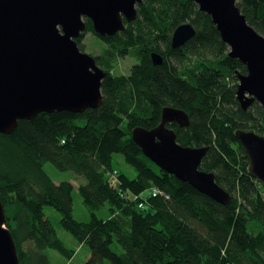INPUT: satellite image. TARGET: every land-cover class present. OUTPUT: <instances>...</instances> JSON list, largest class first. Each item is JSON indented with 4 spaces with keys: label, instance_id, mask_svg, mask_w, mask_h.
<instances>
[{
    "label": "trees",
    "instance_id": "1",
    "mask_svg": "<svg viewBox=\"0 0 264 264\" xmlns=\"http://www.w3.org/2000/svg\"><path fill=\"white\" fill-rule=\"evenodd\" d=\"M238 5L264 35V0H238ZM186 22L196 35L172 47L173 32ZM88 32L108 47L106 60L96 56L107 71L101 104L82 113L41 112L21 119L11 134L0 132V196L20 264H54L48 250L64 241L44 211L47 205L88 248L85 264H264V183L252 175L235 135L238 128L264 134V109L257 101L247 109L240 105L238 76L247 68L229 56L211 16L194 0H144L136 19L114 35L101 37L87 19L76 39L82 50ZM154 52L162 63L154 64ZM123 56L135 59L131 73L111 74L113 61ZM164 106L190 117L188 126L176 127L180 144L209 146L200 169L215 173L231 193L226 204L161 169L132 139L135 128L160 123ZM115 153L124 156L135 177L113 166ZM47 164L70 177L56 182ZM115 169L119 187L109 181ZM71 177L84 181L75 187ZM152 186L170 198L152 196ZM76 188L90 210L87 221L73 215ZM106 203L109 215L100 217Z\"/></svg>",
    "mask_w": 264,
    "mask_h": 264
},
{
    "label": "water",
    "instance_id": "2",
    "mask_svg": "<svg viewBox=\"0 0 264 264\" xmlns=\"http://www.w3.org/2000/svg\"><path fill=\"white\" fill-rule=\"evenodd\" d=\"M143 1L0 0V132L11 134L21 119H32L41 112H83L98 107L107 72L76 39L85 32L87 19L101 37L125 30ZM194 2L211 16L230 49L229 56L247 68L246 74L238 76L240 105L247 109L257 101L264 109V35L250 25L238 0ZM195 35L192 23L181 24L173 32L172 47L187 44ZM152 60L159 64L163 57L154 52ZM173 122L186 127L190 117L183 109L164 106L161 122L151 129L135 128L132 139L161 169L222 204L229 202L231 193L217 183L215 173L200 169L209 146L180 144L177 132L168 127ZM235 135L249 158L251 173L264 182V134L238 128ZM6 220L0 196V264H20Z\"/></svg>",
    "mask_w": 264,
    "mask_h": 264
},
{
    "label": "rangeland",
    "instance_id": "3",
    "mask_svg": "<svg viewBox=\"0 0 264 264\" xmlns=\"http://www.w3.org/2000/svg\"><path fill=\"white\" fill-rule=\"evenodd\" d=\"M82 44L84 46L83 49H84L85 52H88L89 54H91L93 56H98L99 55V56H101L100 60H106L105 51L107 50L108 47L105 46L102 42H100L97 39V37L95 35H93L91 32L85 33V35L83 37ZM107 56H108V54H107ZM134 62H135V59L132 56L120 57V59L117 60L116 62L113 61L114 65L111 66V70H110L111 74L128 76L131 73V67L133 66ZM238 81H239V79H238ZM63 111H67V110H63ZM68 112H72V111H68ZM72 113H82V112H72ZM147 158H149V157H147ZM151 161L153 163H155L153 160H151ZM113 166L116 169H119V170L127 173L130 177H135V175H136V171L134 170V168L131 165H129L128 163H126V161L124 159V156L121 153H115L113 155ZM46 169L54 177L56 182L68 179L70 177V173L61 172V171L57 170L55 167H53L51 164H47ZM71 178H72V183L74 184L75 187L78 186L79 182L84 181V179L82 177H76V178L75 177H71ZM152 187H156V186H152ZM152 187L150 189L151 190V194H152V196H155L154 190H152ZM145 194H149V190L146 191ZM73 196H74V205H73V207H74V210H73L74 217L76 219L80 220V221L89 220L90 217H91L90 210L84 204L83 198L78 193L77 188L74 190ZM139 206L143 207L142 204H139ZM44 211H45L47 217L50 218L51 222L56 227V229L58 231V235L64 241L63 242L61 240L63 242V244L61 246L48 250V254L50 255L53 263L54 264H85L87 259L90 256L89 250H88L87 247L79 245L76 242L75 238L67 230H65L60 225L59 222H60V219H61V213L57 209H55L54 207L48 206V205L45 206ZM98 215L100 217H107L109 215V204L106 203L102 207V209L98 212ZM256 224H259V227L263 226V224H260L258 222H256ZM256 224H255L254 227H256ZM250 227H251V225H250ZM259 227H258V229H259ZM263 228H264V226H263ZM73 248L76 249V252L74 253V255H72ZM70 249L72 250V253H71ZM114 249L116 251H118V252L123 251L121 249V247H119L117 245H114Z\"/></svg>",
    "mask_w": 264,
    "mask_h": 264
},
{
    "label": "built area",
    "instance_id": "4",
    "mask_svg": "<svg viewBox=\"0 0 264 264\" xmlns=\"http://www.w3.org/2000/svg\"><path fill=\"white\" fill-rule=\"evenodd\" d=\"M109 181H110V184L113 185V186H116V187L117 186L118 187L120 186V180L118 178V172H117L116 169L113 170L112 172H110V174H109ZM152 190H154L155 196H163L166 199H169L170 198V196L167 194V192H165L164 190H161L158 187H152Z\"/></svg>",
    "mask_w": 264,
    "mask_h": 264
},
{
    "label": "flooded vegetation",
    "instance_id": "5",
    "mask_svg": "<svg viewBox=\"0 0 264 264\" xmlns=\"http://www.w3.org/2000/svg\"><path fill=\"white\" fill-rule=\"evenodd\" d=\"M126 25H127V23H126ZM246 73H247V72H246ZM246 73H245V74H246ZM237 87H238V82H237ZM255 102H256V101H255ZM255 102H254V103H255ZM254 103H253V104H254ZM253 104H252V105H253ZM161 115H162V114H161ZM177 126H178V127H181V126H179V124L176 123V122H173V123L168 124V127L173 128L175 131L177 130V128H176ZM181 128H182V127H181ZM245 153H246V152H245ZM248 159H249V158H248ZM216 181H217V180H216ZM217 183H218V182H217ZM218 184H219V183H218ZM219 185H220V184H219ZM220 186H221V185H220ZM221 187H222V186H221ZM223 188H224V187H223ZM224 189H225V188H224ZM225 190H226V189H225ZM227 191H228V190H227Z\"/></svg>",
    "mask_w": 264,
    "mask_h": 264
},
{
    "label": "bare ground",
    "instance_id": "6",
    "mask_svg": "<svg viewBox=\"0 0 264 264\" xmlns=\"http://www.w3.org/2000/svg\"><path fill=\"white\" fill-rule=\"evenodd\" d=\"M134 64H135V62H134ZM134 64H133V65H134ZM99 66H100V65H99Z\"/></svg>",
    "mask_w": 264,
    "mask_h": 264
}]
</instances>
